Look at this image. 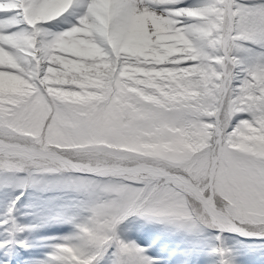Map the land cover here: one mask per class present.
Returning a JSON list of instances; mask_svg holds the SVG:
<instances>
[{
    "label": "snow or ice",
    "instance_id": "obj_1",
    "mask_svg": "<svg viewBox=\"0 0 264 264\" xmlns=\"http://www.w3.org/2000/svg\"><path fill=\"white\" fill-rule=\"evenodd\" d=\"M0 264H264V0H0Z\"/></svg>",
    "mask_w": 264,
    "mask_h": 264
},
{
    "label": "rangeland",
    "instance_id": "obj_2",
    "mask_svg": "<svg viewBox=\"0 0 264 264\" xmlns=\"http://www.w3.org/2000/svg\"><path fill=\"white\" fill-rule=\"evenodd\" d=\"M64 25H61V27H63ZM30 239V238H29ZM35 251L39 252L40 249L39 248H36Z\"/></svg>",
    "mask_w": 264,
    "mask_h": 264
}]
</instances>
